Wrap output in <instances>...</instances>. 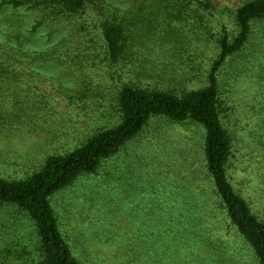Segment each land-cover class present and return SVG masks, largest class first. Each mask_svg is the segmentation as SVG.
Returning a JSON list of instances; mask_svg holds the SVG:
<instances>
[{"label":"trees","instance_id":"1","mask_svg":"<svg viewBox=\"0 0 264 264\" xmlns=\"http://www.w3.org/2000/svg\"><path fill=\"white\" fill-rule=\"evenodd\" d=\"M235 1L234 9L219 11L209 0H0V9H23L35 16L28 32L18 28L20 21L8 22L7 42L0 43V80L32 72L26 68L37 72V66L64 61L70 55L79 63L97 61L108 68L96 74V89L92 91L83 80L76 83L72 97L102 100L103 125L74 150L46 158L37 171L18 179L0 178V206L12 208L18 218L6 226L13 237L9 244L0 245V264H99L104 258L92 254L84 243L87 223L95 220L86 199L78 212L83 229L75 232L60 223L53 209L55 199L81 177L96 174L154 121L188 124L201 133L202 160L190 166L194 172L172 173V179L167 169L161 173L170 182L179 178L174 188L197 191L200 211L207 203L210 210L202 213L212 223L215 212L221 211L252 249L255 263L264 264V214L259 208L253 212L230 181L235 139L221 118L225 97L238 94L240 85L250 78L252 65L259 67L255 54L264 44V0ZM223 14L232 19L234 35L223 24ZM39 32L45 44L54 43L34 49L31 36ZM69 45L77 46L74 52ZM86 49L93 51L87 54ZM210 49L216 55L208 56ZM165 59L167 66L177 70L168 73L167 66L162 67ZM260 73L264 76V68ZM162 74L170 76L168 82L179 77V86L173 87L177 92L169 86L144 85L146 79ZM221 76L227 81L226 89ZM103 85L112 92L109 102ZM178 159L187 162L186 157ZM218 231L215 227L213 233ZM105 233L100 229L90 237L102 241ZM210 239L199 243L221 244L213 234ZM128 255L131 259L125 264H150L148 258L141 260L142 255L137 259Z\"/></svg>","mask_w":264,"mask_h":264},{"label":"rangeland","instance_id":"2","mask_svg":"<svg viewBox=\"0 0 264 264\" xmlns=\"http://www.w3.org/2000/svg\"><path fill=\"white\" fill-rule=\"evenodd\" d=\"M209 1L219 11L237 5L235 0ZM221 19L234 35L232 19L225 14ZM10 20L20 21L18 28L28 32L35 16L23 9L1 8L0 43L7 42ZM41 35L39 32L31 36L34 49L54 43L45 44L39 39L43 38ZM76 47L71 45L69 50L74 52ZM85 51L91 54L93 49ZM214 55L216 51L210 49L208 56ZM255 56L259 67L252 65L250 78L240 85L238 94L225 97L221 118L235 139V168L230 181L253 212L259 208L264 214V76L260 73L264 68V44ZM88 61L79 63L70 55L64 61L37 66V72L26 68L32 72L0 80V178L18 179L37 171L46 158L74 150L103 125L102 100L97 96L72 98L78 88L76 83L87 80L93 91L99 84L96 74L108 69L97 61L88 65ZM167 65L165 59L162 67ZM164 69L168 73L177 70L171 66ZM168 78L166 74L154 76L146 79L144 85L171 89L179 86V77L174 82H168ZM221 80L226 89V79L221 76ZM101 89L107 102L111 101V90L104 85ZM201 151V133L195 127L151 122L117 155L104 162L96 174L81 177L66 189L55 199L53 209L62 226L75 232L83 229L78 212L83 197L86 199L95 220L87 223L84 243L90 245L92 254L104 258L99 264H125L131 259L128 254L136 259L142 255L141 260L148 258L150 264H256L252 249L221 211L215 212L212 223L202 213L210 210L207 203L200 211L202 202L197 191L174 188L179 178L171 182L164 179L166 169L171 179L175 176L172 173L192 174L190 166L201 162ZM168 154L172 157L165 158ZM181 156L186 157V163L178 159ZM14 219L18 218L12 208L0 206V245L10 243L13 236L6 226ZM202 222L203 226H199ZM215 227L219 231L213 233ZM100 229L106 232L102 241L90 237ZM211 234L220 238L221 244L199 243L202 238L211 242ZM109 241L111 245H104Z\"/></svg>","mask_w":264,"mask_h":264}]
</instances>
